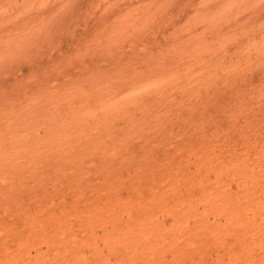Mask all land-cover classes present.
I'll return each mask as SVG.
<instances>
[{
    "label": "rangeland",
    "instance_id": "rangeland-1",
    "mask_svg": "<svg viewBox=\"0 0 264 264\" xmlns=\"http://www.w3.org/2000/svg\"><path fill=\"white\" fill-rule=\"evenodd\" d=\"M0 264H264V0H0Z\"/></svg>",
    "mask_w": 264,
    "mask_h": 264
}]
</instances>
